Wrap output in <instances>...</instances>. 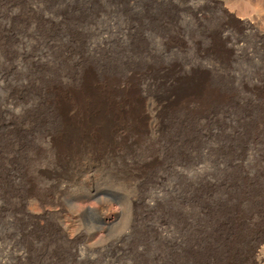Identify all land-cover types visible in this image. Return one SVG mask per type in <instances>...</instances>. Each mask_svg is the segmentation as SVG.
<instances>
[{
  "label": "rangeland",
  "instance_id": "374dc122",
  "mask_svg": "<svg viewBox=\"0 0 264 264\" xmlns=\"http://www.w3.org/2000/svg\"><path fill=\"white\" fill-rule=\"evenodd\" d=\"M228 5L264 30V2ZM216 8L0 0V264H216L215 248L264 264V38L234 32L243 51L220 64L204 48ZM199 234L206 257L191 252Z\"/></svg>",
  "mask_w": 264,
  "mask_h": 264
},
{
  "label": "bare ground",
  "instance_id": "6f19581e",
  "mask_svg": "<svg viewBox=\"0 0 264 264\" xmlns=\"http://www.w3.org/2000/svg\"><path fill=\"white\" fill-rule=\"evenodd\" d=\"M192 1V0H191ZM211 1V3L213 4H215L216 5V9H217V11H218V18H217V20H216V23H218L217 25H219V27L217 28L216 26H215V28L214 27H212V29H209V28H207L206 29V34L208 35V37H209V42L207 43V45L204 47L206 50H208L209 52H212L215 56H216V58H217V61L220 63V64H223V63H227V62H229L230 60H231V58H233L234 56H236V55H238L239 54V52L243 49V43H241L240 42V40H237L234 36H233V33L234 32H240V33H252V32H257V35L258 36H260V37H262V38H264V30H263V28L262 29H259L258 27H257V25H256V23L257 22H255L254 21V19H253V17H250V16H245L243 13H239V14H237V13H235L233 10H232V7H230L229 5H228V3H230V2H232V1H237V0H210ZM247 1H250V2H253L254 3V1H256V2H260V3H262V2H264V0H247ZM199 2V1H198ZM199 4V3H198ZM183 5V4H182ZM242 5V4H241ZM209 6H210V4H209ZM184 8V7H183ZM195 8H197V7H195ZM192 9H193V6H192ZM201 13V10H196L195 12H194V16H195V18H196V21L198 20V21H202L203 19H204V15H202V14H200ZM207 13V12H206ZM205 13V14H206ZM209 13V12H208ZM212 15V14H211ZM217 15V14H216ZM210 16V15H209ZM255 17V16H254ZM176 21H177V19H175ZM258 20V19H257ZM176 24H178L177 22H176ZM199 24V23H198ZM200 24H202V23H200ZM259 24V23H258ZM243 51V50H242ZM241 51V52H242ZM22 54V53H21ZM24 54V53H23ZM90 76L91 77H93L94 79H96L97 77V75H95V74H90ZM85 77V76H84ZM88 77V76H87ZM90 78V77H89ZM206 79H207V76H206ZM86 80H88V78H86ZM98 80H100V79H98ZM201 80H202V78H201ZM203 80L205 81V79L203 78ZM85 81V80H84ZM85 87L86 88H89V89H96V87L94 86V84L92 83V81L91 82H87V81H85ZM80 85V84H79ZM82 87H84V85L82 86ZM103 87V86H102ZM105 87V86H104ZM103 87V88H104ZM102 89V88H101ZM112 89H115L114 88V86H112ZM63 90H68V89H61L60 87H57L54 91H53V94H54V96H55V99H56V103H55V105L56 106H58L59 108H61V110H63L62 111V114H63V116H64V119L67 121V122H69L70 121V118H71V116H73L75 113H71V112H73V111H75L76 109H75V107H74V104H71V102L69 101V98H68V100L66 99V98H64L63 96H61V93H62V91ZM70 90V89H69ZM65 91H63V92H65ZM78 91H79V89H78ZM91 91V90H90ZM103 92V91H102ZM66 93H67V91H66ZM62 94H64V93H62ZM210 94V93H209ZM67 95V94H66ZM81 95V94H80ZM106 95V94H105ZM101 96V95H100ZM212 96V95H211ZM61 97H62V101H60V99H61ZM106 97V96H105ZM76 100V99H75ZM106 100V99H105ZM176 103V102H175ZM1 111V110H0ZM190 112V111H189ZM75 116H76V114H75ZM76 122V121H75ZM70 124V123H69ZM71 125V124H70ZM76 126V125H75ZM105 126V125H104ZM78 127V126H77ZM76 127V128H77ZM75 133V132H74ZM196 184V183H195ZM212 185V184H211ZM211 185H210V187H211ZM212 187H214V186H212ZM233 188V187H232ZM208 189V188H207ZM206 190V189H205ZM210 190H211V188H210ZM198 191V190H197ZM200 193H201V191H199ZM204 192V191H203ZM210 192V191H209ZM195 193V192H194ZM198 193V192H197ZM199 193V194H200ZM208 193V192H207ZM207 193H206V195H207ZM191 194V193H190ZM202 194V193H201ZM205 194V193H204ZM210 194V193H209ZM211 195H213V193L211 194ZM196 196V195H195ZM202 196V195H201ZM208 196V195H207ZM210 196V195H209ZM182 197H183V195H182ZM200 196H198V198H199ZM205 197V196H204ZM192 198H194V197H192ZM201 198V197H200ZM203 198V197H202ZM185 200V199H184ZM192 200V199H191ZM198 200V199H197ZM200 200V199H199ZM205 201H206V199H204ZM203 200V201H204ZM238 200V199H237ZM193 201H195L194 199L191 201V202H193ZM216 201V200H215ZM235 201H236V198H235ZM234 201V202H235ZM182 202V201H181ZM199 202V201H198ZM200 202H202V200H200ZM217 202V201H216ZM231 202H233V201H231ZM230 202V203H231ZM238 202V201H237ZM256 202V201H255ZM263 202V201H262ZM107 199H105V198H102V197H98V206L97 207H95V211L97 212V221H98V223H99V228L102 230V231H106L111 225H112V223H113V219H110V218H108L107 217V215L105 216V210H106V206H107ZM194 203H196V201L194 202ZM229 203V204H230ZM259 204H260V202H258ZM204 204V203H203ZM202 204V205H203ZM213 204V203H212ZM211 204V205H212ZM223 204H224V202H223ZM222 204V205H223ZM228 204V205H229ZM211 205H210V208H211ZM215 205H217V204H215ZM226 205H227V203H226ZM239 205V204H238ZM208 206H209V204H208ZM219 206V205H218ZM206 207V206H205ZM214 207H216V206H214ZM220 207V206H219ZM223 207V206H222ZM231 207V206H230ZM233 207H234V205H233ZM202 208V207H201ZM208 208V207H207ZM226 208V207H225ZM239 208V207H238ZM259 208H261V206L259 207ZM204 209V208H203ZM231 209V208H230ZM229 209V210H230ZM194 210V209H193ZM208 210V209H207ZM210 210V209H209ZM224 210V209H223ZM235 210V212L237 211L238 212V210H236V209H234ZM233 210V211H234ZM261 211V218H262V221L261 222H263V224H264V203L262 204V208L260 209ZM191 211V210H190ZM196 211V210H195ZM200 211V210H199ZM203 211V210H202ZM220 211V210H219ZM250 211V210H249ZM192 212H194V211H192ZM205 212V211H204ZM243 212V211H242ZM259 212V213H260ZM182 213V212H181ZM207 213V212H206ZM220 213H222V211L220 212ZM233 213V212H232ZM258 213V214H259ZM179 214V213H178ZM184 214V213H183ZM196 214V213H195ZM199 214V213H198ZM200 214H201V212H200ZM209 214H211V213H209ZM217 214V213H216ZM225 214H227L226 215V218H228V220H229V222L232 224V217L235 215H233V216H231V217H227L229 214H228V212L227 213H225ZM239 214V213H238ZM238 214H236V215H238ZM241 214V213H240ZM186 215V214H185ZM202 215V214H201ZM205 215V214H204ZM204 215H203V217H204ZM214 215H215V213H214ZM222 215V214H221ZM242 215V214H241ZM184 216V215H183ZM206 216H208V215H206ZM212 216H213V214H212ZM218 216V215H217ZM223 216H224V214H223ZM240 216V215H239ZM243 216V215H242ZM242 216H240V217H242ZM180 217V216H179ZM190 217V216H189ZM209 217V216H208ZM225 217V216H224ZM237 217V216H236ZM191 218V217H190ZM218 218V217H217ZM221 218V217H220ZM219 218V219H220ZM237 218H239V217H237ZM247 218V217H246ZM212 219V218H211ZM210 219V220H211ZM223 219H225V218H223ZM240 219V218H239ZM258 219H260V218H258ZM257 219V220H258ZM198 220V219H197ZM204 220V219H203ZM217 220V219H216ZM236 220V219H235ZM261 220V219H260ZM191 221V220H190ZM221 221V220H220ZM219 221V222H220ZM241 221V220H240ZM252 221H253V219H252ZM180 222V221H179ZM183 222V221H182ZM196 222V221H195ZM194 222V223H195ZM199 222V221H198ZM202 222V221H201ZM213 222H214V220H213ZM212 222V223H213ZM236 222H237V220H236ZM249 222V221H248ZM63 223L64 222H62V225H63ZM203 223V222H202ZM221 223V222H220ZM228 223V222H227ZM238 223V222H237ZM240 223V222H239ZM247 223V222H246ZM201 224V223H200ZM204 224V223H203ZM210 224V223H209ZM214 224V223H213ZM222 224V223H221ZM258 224V223H257ZM261 224V223H260ZM180 225V224H179ZM207 225V224H206ZM217 225V224H216ZM215 225V226H216ZM220 225V224H219ZM235 225V224H234ZM233 225V226H234ZM262 225V224H261ZM65 226H66V224H65ZM65 226H62V227H65ZM181 226V225H180ZM196 226H199V224L197 225L196 224ZM201 226V225H200ZM203 226V225H202ZM201 226V227H202ZM239 226V225H238ZM244 226V225H243ZM242 226V227H243ZM66 227H68V226H66ZM65 227V228H66ZM206 227V226H205ZM213 227V226H212ZM218 227V226H217ZM235 227H237V226H235ZM234 227V228H235ZM246 227V226H245ZM220 228V227H219ZM224 228V227H223ZM232 228V227H231ZM262 228V227H261ZM181 229V228H180ZM195 229V228H194ZM225 229V228H224ZM249 229V228H248ZM263 229V228H262ZM196 230V229H195ZM194 230V231H195ZM210 230V229H209ZM221 230H223V229H221ZM196 231H198V230H196ZM200 231V230H199ZM204 231V230H203ZM206 231V230H205ZM212 231H214V230H212ZM215 231H216V229H215ZM226 231V230H225ZM224 231V232H225ZM228 231V230H227ZM236 231V230H235ZM235 231H233V232H235ZM239 231V230H238ZM185 232V231H184ZM242 232V231H241ZM246 232V231H245ZM188 233V232H187ZM186 233V234H187ZM217 233V232H216ZM223 233V232H222ZM229 233H230V231H229ZM236 233H237V231H236ZM169 234V233H168ZM182 234H183V232H182ZM181 234V235H182ZM186 234H183V236L185 235V236H187ZM190 234V233H189ZM215 233L213 232V235H214ZM218 234V233H217ZM221 233H219V235H220ZM226 234V233H225ZM243 234V233H242ZM263 234V233H262ZM196 235V234H195ZM194 235V236H195ZM200 235V234H199ZM229 235V234H228ZM235 235V234H234ZM233 235V236H234ZM251 235V234H250ZM260 235V234H259ZM203 235H200V236H195L194 238H193V240H191V242H192V251L191 252H193L194 254H196V253H198V254H202L201 256L202 257H206L205 255L207 254V248L209 247L208 246V244L206 245L205 243V240L204 241H202L203 239H201V237H202ZM231 236H232V232H231ZM240 236V235H239ZM243 236V235H242ZM241 236V237H242ZM262 236V235H261ZM181 237V236H180ZM191 237H192V235H191ZM217 237V236H216ZM222 237H223V235H222ZM236 237V236H235ZM235 237H233V239L235 238ZM247 237V236H246ZM91 238V237H90ZM221 238V237H220ZM187 239H188V236H187ZM216 239V238H215ZM219 239V238H218ZM170 240V239H169ZM179 240V239H178ZM182 240V239H181ZM189 240V239H188ZM239 240H240V238H239ZM190 242V243H191ZM228 242H229V240H228ZM240 242L241 243H243L242 242V240H240ZM240 242H238L239 244H240ZM178 243V242H177ZM185 243H188V242H185ZM190 243H189V245H190ZM209 243V242H208ZM211 243V242H210ZM217 243V242H216ZM227 243V242H226ZM234 243H237V242H234ZM237 243V244H238ZM182 244V243H181ZM172 245H173V243H172ZM179 245V244H178ZM188 245V244H187ZM186 244L184 245V246H187ZM212 244H210V246H211ZM213 245H214V243H213ZM231 245V244H230ZM234 245H236V244H234ZM226 246H228V245H226ZM242 246H243V244H242ZM251 246V245H250ZM213 247V246H212ZM214 247H215V245H214ZM234 247V246H233ZM252 247V246H251ZM179 248V247H178ZM181 248V247H180ZM228 248V247H227ZM235 248V247H234ZM245 248V247H244ZM182 249H183V247H182ZM181 249V250H182ZM186 249V248H185ZM209 249H210V247H209ZM230 249H231V247H230ZM247 249V248H246ZM251 249V248H250ZM262 249H263V247H262ZM177 250V249H176ZM190 250V249H189ZM235 250H236V248H235ZM237 250H238V248H237ZM239 250H241V249H239ZM245 250V249H244ZM248 250V249H247ZM179 251V250H178ZM177 251V252H178ZM186 251V250H185ZM210 251H212L211 252V254H209V255H211V257H212V259H213V261L214 262H217L216 264H218V260L221 258V261H219V263L220 264H232V262H231V260L235 257V254H234V257H232V256H230V257H226L225 255V253H223L222 252V250H220V256H219V252L216 250V248L214 249V250H210ZM226 251V250H225ZM229 251V250H228ZM169 252V251H168ZM172 252V251H171ZM222 252V253H221ZM230 252V251H229ZM238 252V251H237ZM248 252H250V251H248ZM189 253V252H188ZM192 253V254H193ZM241 253V252H240ZM254 253V251H253V249L251 250V252H250V255H251V258H249V261H250V263L249 264H260L262 261H263V255H261L260 253L259 254H253ZM198 254H196V255H198ZM231 254V253H230ZM233 254V253H232ZM179 255H181V254H179ZM185 255V254H184ZM229 255V254H228ZM238 255V254H237ZM242 255H244L243 253H242ZM186 257H187V255H185ZM239 256V255H238ZM237 256V257H238ZM241 256V255H240ZM182 257H183V255H182ZM200 257V256H199ZM198 256H197V258H199ZM210 257V258H211ZM243 257V256H242ZM170 258H171V256H170ZM180 259H181V257H179ZM188 258H190V257H188ZM188 258H186L187 259V261H188ZM193 258V257H192ZM196 258V259H197ZM244 258V257H243ZM191 259V258H190ZM201 261H202V259H200ZM208 260H209V258H208ZM242 260V259H241ZM181 261V260H180ZM193 261V260H192ZM195 261V260H194ZM205 261H207V260H205ZM212 261V260H211ZM235 261V260H234ZM236 261H238V260H236ZM183 262V261H182ZM185 262V261H184ZM210 262V261H209ZM178 263H179V261H178ZM199 263V262H198ZM201 264H204V262H200ZM238 263V262H237ZM156 264V263H155ZM158 264V263H157ZM180 264V263H179ZM186 264V263H185ZM190 264V263H189ZM191 264H193V263H191ZM197 264V263H196ZM208 264V263H207ZM213 264V263H212Z\"/></svg>",
  "mask_w": 264,
  "mask_h": 264
}]
</instances>
